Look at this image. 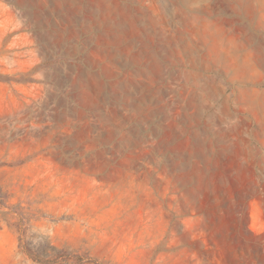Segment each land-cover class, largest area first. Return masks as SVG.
I'll list each match as a JSON object with an SVG mask.
<instances>
[{
  "label": "rangeland",
  "instance_id": "rangeland-1",
  "mask_svg": "<svg viewBox=\"0 0 264 264\" xmlns=\"http://www.w3.org/2000/svg\"><path fill=\"white\" fill-rule=\"evenodd\" d=\"M264 264V0H0V264Z\"/></svg>",
  "mask_w": 264,
  "mask_h": 264
},
{
  "label": "trees",
  "instance_id": "trees-1",
  "mask_svg": "<svg viewBox=\"0 0 264 264\" xmlns=\"http://www.w3.org/2000/svg\"><path fill=\"white\" fill-rule=\"evenodd\" d=\"M20 247L29 258L42 264H60L66 261L67 253L51 244L46 243L36 248L21 244Z\"/></svg>",
  "mask_w": 264,
  "mask_h": 264
}]
</instances>
